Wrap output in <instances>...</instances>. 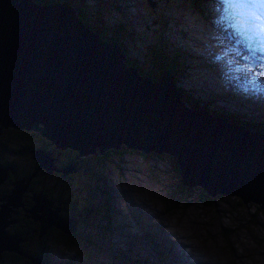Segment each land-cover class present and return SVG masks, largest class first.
I'll use <instances>...</instances> for the list:
<instances>
[{"label": "water", "instance_id": "water-1", "mask_svg": "<svg viewBox=\"0 0 264 264\" xmlns=\"http://www.w3.org/2000/svg\"><path fill=\"white\" fill-rule=\"evenodd\" d=\"M122 58L114 40L103 41L62 0H0V128L35 129L55 147L75 148V157L104 155L122 144L167 152L184 184L264 207V130L187 106L166 71L154 79L124 66ZM30 151L34 169L73 171V165L57 168L41 147ZM7 170L9 164H0V181ZM33 174L0 193V250L19 252L17 242L26 238L3 226L14 221L10 205L19 204ZM32 200L30 214L41 227H73L43 192Z\"/></svg>", "mask_w": 264, "mask_h": 264}, {"label": "rangeland", "instance_id": "rangeland-1", "mask_svg": "<svg viewBox=\"0 0 264 264\" xmlns=\"http://www.w3.org/2000/svg\"><path fill=\"white\" fill-rule=\"evenodd\" d=\"M219 1L222 4L212 10L214 15L209 8L206 15L193 10L186 0H116L115 7L142 32V41L151 43L157 36L169 35L180 46L198 54L199 60L187 69L184 84L202 87L204 92L217 91L220 97L224 91L227 100L220 103L225 108H233L246 120L258 119L264 116V89H258V85L264 87V3ZM108 19H119V13L109 10ZM138 52L141 51L138 49ZM231 99L237 103L230 105ZM121 148L120 152L107 153L100 160L90 159L94 161V174H99L96 182L103 185L107 219L98 216L95 225H81L77 231L86 235L66 250L61 257L63 261L69 264H200L191 257L186 263L182 260L183 253L178 250L181 242L193 257H204L202 264L210 260L214 264H264V208L254 202L238 203V197L229 194H217L211 208L203 207L194 189L189 203L168 210V188L176 185L179 178L170 154L162 152L159 157L151 151L124 144ZM24 154L22 164L29 166ZM12 158L18 157L14 154ZM32 170L33 175L37 174L33 185L60 189L55 179L41 178V172H47ZM92 193L95 194L92 200L98 203L96 189ZM24 194L31 199L29 193ZM67 216L73 217L72 213ZM162 224L178 239H173L165 229L159 232L158 226L161 228ZM65 227H70L69 221ZM52 228L55 227L48 229ZM150 239L157 243L156 247ZM50 251L57 260L58 248L52 246ZM36 252L42 254L43 247H38ZM35 260L37 257L33 264Z\"/></svg>", "mask_w": 264, "mask_h": 264}, {"label": "trees", "instance_id": "trees-1", "mask_svg": "<svg viewBox=\"0 0 264 264\" xmlns=\"http://www.w3.org/2000/svg\"><path fill=\"white\" fill-rule=\"evenodd\" d=\"M34 1L49 3L57 0ZM62 1L73 7L74 15L76 16V18L89 29H91L93 32H95L103 41L108 42L110 40H114L115 44L122 52V63L124 66L136 67L141 74L151 76L154 79H157L159 77L161 71H166V74L173 81L175 87L179 89V91L183 94V101L187 106L195 109H202L205 112H208L212 115L221 118H228L229 120L234 121L235 123L244 124L245 126L251 129L264 130V118H252L246 120L245 117L243 118L234 109H224L222 106H220L217 103L219 99L218 97L220 96H218L216 92H204L202 90V87H189L184 84L182 80L184 77H186L187 69L188 67H192V64L194 65V63L199 60L198 54L194 53L189 48L180 46L175 42L174 38L169 35L157 36L156 41H153L151 43H148L147 41H142V32L136 30L132 26V24L127 21V17L122 16V10H120L119 7H115L116 0ZM186 2L190 3V7L193 10L198 11L204 15H206V13L208 12V8L209 11H211L212 8H216V6L218 5V0L209 1V3L207 0H186ZM109 10L117 11L119 13V19L114 21L109 20ZM138 49L141 52H138ZM192 91H194V93ZM222 93L223 95L221 97L225 98L224 92ZM16 138H19L20 143L15 142ZM23 138L27 141H23ZM31 142L39 143V146L46 145L45 147L48 149L55 148L44 135L34 129H22L20 131L15 130L14 128H4L0 133V143L3 149L7 151H12L14 148H16L14 147L15 144L20 147L19 150L22 152V154H27V157L29 158H32L30 156L31 153H28L25 149ZM66 149H58V147L55 148L56 154H54L53 151L55 160L68 162V160L75 159V151L70 150L71 154H67ZM121 150L122 148H112L108 151L120 152ZM151 153L152 155L156 154V156L159 157L162 156L161 153L153 151H151ZM2 154L3 152H1L0 149V158L4 161L3 157H1ZM106 154L107 153H105L103 156L105 157ZM101 158L102 157H98V160H100ZM169 158L171 159L174 167L177 169L175 157L170 154ZM90 159L93 158L86 159L85 157L84 159H81L78 166V170L75 173L67 175L70 179H68L66 183L62 186V190H55L53 186H47L48 193L54 192V196H61V194L66 193V198L73 199L74 201L79 203L81 202L83 206H80L79 204L78 206L82 209L90 203L93 196V189H96L99 197V202L97 203L95 201L96 206L95 210H93L91 213L92 215L89 217V226L93 224L95 218H98V216H100V218L103 217L104 219H107L105 203L103 199V185L100 182H96V177H98L99 174H94L92 168V165H94V163L92 162L94 161H91ZM11 161L14 165V168L22 172L19 175L26 177L31 174V172L33 171L32 169H34V166L36 165V162L33 158L30 161L29 166L28 164L23 165L19 157L11 159ZM57 166L60 167L59 165ZM25 167L27 169H25ZM38 169H40V171H44L43 168ZM51 172L55 173L53 175L59 174V171L55 169H53ZM44 174L45 173L41 172V178H44V176H42ZM194 186L195 187L184 184L179 176L176 185H172L168 188V207H166V209H174L178 206H181L182 204L186 205L187 202L189 203L191 199L189 197L191 195L192 190L194 189L196 190V199L200 201L201 205L203 207L211 208L214 204V196L208 194L201 187L197 185ZM241 201V198L238 197L237 202L241 203ZM19 226L21 229L22 225L19 224ZM48 231L54 232L55 229L52 228ZM85 235L86 234L84 233L83 236H81V239L84 238ZM150 240L151 242H153L152 239ZM153 244V247L157 246V243L153 242ZM22 248L27 250V248L24 246H22ZM15 263L30 264L31 261L29 257H24L22 259L17 260L15 258V254L13 255V253H2L0 264Z\"/></svg>", "mask_w": 264, "mask_h": 264}, {"label": "flooded vegetation", "instance_id": "flooded-vegetation-1", "mask_svg": "<svg viewBox=\"0 0 264 264\" xmlns=\"http://www.w3.org/2000/svg\"><path fill=\"white\" fill-rule=\"evenodd\" d=\"M4 128L10 129L13 127H11V126L2 127V128H0V133L2 132V130ZM14 129H17L20 131L22 129L30 130V129L24 128V127L23 128H14ZM22 140L27 141L24 138ZM15 142L20 143L19 138H16ZM45 146L46 145H40L39 146V143L31 142L30 144H28V146L26 147L25 150L28 153H31L30 149H35V148L41 147V148L45 149L46 151L50 152L51 155L54 157L53 151H54V154H56L55 148H57V147L53 146L55 148H49L48 149ZM14 147H16V148H14L12 151H7V150L2 148L1 143H0V149H1V152H3L1 157H3V159H4V161H3L0 158V164L3 166L9 164L11 166V171L7 170L6 176L0 181V193H3V194H6L7 192L8 193L11 192L10 191V189L12 187L11 181H13L15 179H19L20 177H26V176L19 175L21 173V171H18L17 169H15L14 165L11 161V159H13L12 156L14 154H16L17 157H19L20 159L23 155L22 152L19 150V148H20L19 146L14 144ZM66 148H68V149H66ZM2 149H3V151H2ZM58 149H66L67 154H71L70 150L75 151V154L77 152V150L75 148H72L69 146L64 147V148L58 147ZM110 152L111 151H108V152L105 151L104 153H110ZM75 154H74L75 159L68 160V162L67 161H57V160H55V157H54V164L56 166L57 165L60 166V167L57 166V168H62V167H65L66 165H71V166L73 165V171L63 173V171H61L60 169H55V170L59 171V174L53 175V174H55V173L51 172L53 169L52 170L51 169L50 170L44 169V171L47 172L48 174H46V175L44 174L42 176L50 178V179H55L56 183H59L60 189L53 186L55 188V190H62V186L66 183V181L68 179H70V178H68L67 175L75 173L78 170V166H79L81 159H84L86 157L87 159L93 158L95 160H98V157H104V156H102V154L97 155L96 153L87 154V155H80L78 157H75ZM27 159L29 160V162L32 160V158H29V157H27ZM36 175H34V176H36ZM34 176H32L31 178H28L26 185L22 189L21 194L18 198L19 204L16 206L10 205L9 216L11 218H13L14 221H8L7 224H5L3 227L7 231L6 233L17 232V234L19 236H26V238L18 240L17 244H18L19 252L9 250L7 253H13V255L15 254V258L17 260L22 259L24 257H29L30 261H31L30 264H33V259H34L33 257L34 256H38L39 260L43 261L45 264H69V262L63 261L61 259V257L63 255H65L66 250L70 249L73 243H77L78 241L81 240V236H83V234L85 232L79 233L77 231V229H79L81 225L89 226V224H88L89 217L92 215L91 214L92 211L95 210L96 202L91 199L90 203L82 209L81 207L78 206V204L80 206H83L81 204V202L79 203V202L74 201L73 199L66 198L65 197L66 193L61 194V196H54V192L53 193L47 192V190H48L47 187H40V189H39V187H36L35 185H33V177ZM72 185H74V184H72ZM40 192H43L45 194V197L50 199V201H51L50 208L51 209L56 208V212L58 213L59 216L63 217L64 219L70 218V220L73 222V227L71 230L63 231V230H61V228H59L55 225H52V224H47V225L41 227V221L38 218H34L30 214L28 208L33 203V200L31 201L32 196H35ZM24 193H29L31 199L28 200L26 198V194H24ZM92 195H95V194H92ZM27 201H30V203H28ZM0 202H1V200H0ZM91 202H92V205H91ZM38 212H40V211L38 210ZM69 213H72L73 217L67 216V214H69ZM96 220H97V218H95L93 224L95 223ZM32 221H34L35 224H31ZM25 223H26V227L23 228L25 226ZM19 224L22 225L21 229H20ZM50 226L55 227L54 232L48 231L49 230L48 228ZM22 246L26 247L27 250L23 249ZM40 246L43 247V253L42 254H38L36 252V247L38 249V247H40ZM52 246H56L58 248V251L55 252V254L59 257L57 260H55L52 257V252L50 251ZM3 252H5V251L0 250V262H1V257H2ZM15 264H17V263H15ZM35 264H36V262H35Z\"/></svg>", "mask_w": 264, "mask_h": 264}, {"label": "bare ground", "instance_id": "bare-ground-1", "mask_svg": "<svg viewBox=\"0 0 264 264\" xmlns=\"http://www.w3.org/2000/svg\"><path fill=\"white\" fill-rule=\"evenodd\" d=\"M255 1H257V2H259V3H264V0H255ZM253 4V3H252ZM261 9V8H260ZM259 17V16H258ZM263 17V16H262ZM261 20V19H260ZM247 22V21H246ZM250 25H252L251 23H249ZM244 75V74H243ZM246 75V74H245ZM253 77V76H252ZM245 79H246V77H245ZM234 84H237V83H235L234 82ZM238 85V84H237ZM239 86H241V85H239ZM258 89H264V87H262L261 85H258ZM264 91V90H263ZM262 91V92H263ZM110 193V192H109ZM223 194H229V195H235V194H232V193H223ZM223 194H221V195H223ZM164 199V198H163ZM167 199V198H166ZM166 201V200H165ZM249 202H254V201H252V200H250ZM248 202V203H249ZM255 204H258L259 205V203H257V202H254ZM168 207V206H167ZM259 207L260 208H264V207H261L260 205H259ZM141 214H144V213H141ZM146 215V214H145ZM148 218V217H147ZM145 221V220H144ZM146 223V222H145ZM159 222H157V224H158ZM149 224V223H148ZM167 224V223H166ZM166 224H162L161 226V228L158 226V230H159V232H162L164 229H165V227L163 226V225H166ZM157 228V227H156ZM155 231V230H154ZM165 232H169L170 233V235L173 237V239H175V238H177V236L175 235V233L173 232V231H170V230H167V229H165L164 230ZM164 233V232H163ZM191 234V233H190ZM164 236V235H163ZM178 239V238H177ZM160 242V241H159ZM229 242V241H228ZM179 247H178V250L179 251H181L182 253H183V257H182V260L186 263L187 261H191V260H189V258L188 257H191V258H193V259H195L196 261H198L200 264H202V260L204 259V257H202V256H199V255H197L196 257H193L192 256V252H186L185 251V245L183 244V243H179ZM246 245V244H245ZM174 246V245H173ZM236 249V248H235ZM238 249H239V247H238ZM181 254V253H180ZM194 255V254H193ZM195 256V255H194ZM210 260V259H209ZM195 261V262H196ZM190 264H192V262L190 263ZM206 264H214V262L212 261V260H210V262H206Z\"/></svg>", "mask_w": 264, "mask_h": 264}, {"label": "clouds", "instance_id": "clouds-1", "mask_svg": "<svg viewBox=\"0 0 264 264\" xmlns=\"http://www.w3.org/2000/svg\"><path fill=\"white\" fill-rule=\"evenodd\" d=\"M209 1H214V0H209ZM209 1H208V3H209ZM213 9H216V8H212L211 9V14H215V13H212V10ZM161 72H163V71H161ZM155 73V72H154ZM231 88V87H230ZM232 89V88H231ZM194 90V89H193ZM228 91V90H227ZM211 92V91H210ZM213 92H217V91H213ZM222 92H224V91H221V93ZM226 92H224V94H225ZM223 94V93H222ZM211 97H216V96H211ZM219 99H218V101H217V103L220 105V106H222L224 109H228V108H225L224 107V105H222L221 103H220V101H225V100H227L226 98H227V96H225V98H223V97H218ZM231 102H229L230 103V105H235L236 103H237V100L235 99H231L230 100ZM231 109H233V108H231ZM224 119H227V120H229L228 118H225V117H223ZM260 118H264V116L262 115V116H260ZM231 121V120H230ZM232 122H234V121H232ZM237 124H239V123H237ZM241 125H244V124H241ZM245 126V125H244ZM12 127V126H11ZM245 127H247V126H245ZM248 128V127H247ZM249 129H251V128H249ZM253 130H259V129H253ZM200 187V186H199ZM217 195V194H216ZM218 195H220V194H218ZM213 196H215V195H213ZM243 202V201H242ZM249 202V201H248ZM244 203V202H243ZM246 204H248V203H246ZM96 224V222L94 223V225ZM93 225V224H92ZM164 262V261H163ZM164 264H165V262H164Z\"/></svg>", "mask_w": 264, "mask_h": 264}]
</instances>
